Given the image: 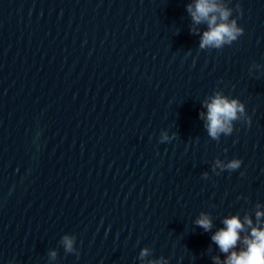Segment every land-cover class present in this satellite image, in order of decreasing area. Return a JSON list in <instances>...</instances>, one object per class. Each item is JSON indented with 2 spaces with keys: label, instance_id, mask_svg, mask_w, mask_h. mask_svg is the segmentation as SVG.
Masks as SVG:
<instances>
[{
  "label": "water",
  "instance_id": "water-1",
  "mask_svg": "<svg viewBox=\"0 0 264 264\" xmlns=\"http://www.w3.org/2000/svg\"><path fill=\"white\" fill-rule=\"evenodd\" d=\"M196 3L0 0V264H224L264 230V0H216L219 48ZM217 94L244 113L213 138Z\"/></svg>",
  "mask_w": 264,
  "mask_h": 264
},
{
  "label": "clouds",
  "instance_id": "clouds-1",
  "mask_svg": "<svg viewBox=\"0 0 264 264\" xmlns=\"http://www.w3.org/2000/svg\"><path fill=\"white\" fill-rule=\"evenodd\" d=\"M192 18L195 23L200 24L207 22L209 30L204 32L200 47L205 48L208 46L219 48L224 43H231L242 34L243 29L236 27V22L232 21L229 24L228 17L230 11L221 8L217 5L216 0H197L195 9L189 6ZM218 13L219 15H216ZM218 20L221 21L218 23ZM207 112V129L211 137L217 138L218 133H231L232 128L230 124L233 120L238 118V113H244V105L238 100L229 101L227 98L221 97L219 94L213 98L211 103L206 104ZM203 115V114H202ZM251 124V118H249ZM167 139V137H165ZM243 161L235 159L227 165L230 170L239 169ZM206 175V174H205ZM262 215L257 213V217ZM197 225L202 227L205 231L212 228V222L207 215H202L196 221ZM247 223L251 225V220ZM226 228L218 231L212 240L219 246L220 250L228 253L230 249L237 245L240 239L238 230H243L238 217L224 220ZM64 243L69 251L72 249V240L65 237ZM246 250L240 252H232L224 264H264V230L253 229L251 238L244 240ZM148 254L145 249L141 253V258ZM53 256L55 253L52 254ZM215 264H221L218 257L214 258ZM152 264H162L160 261H153Z\"/></svg>",
  "mask_w": 264,
  "mask_h": 264
}]
</instances>
